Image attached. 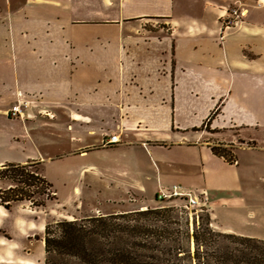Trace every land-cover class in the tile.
<instances>
[{
	"label": "crops",
	"instance_id": "crops-1",
	"mask_svg": "<svg viewBox=\"0 0 264 264\" xmlns=\"http://www.w3.org/2000/svg\"><path fill=\"white\" fill-rule=\"evenodd\" d=\"M257 2L7 0L0 167L112 152L96 170L148 183L155 197L177 186L210 211L223 209L211 211L217 226L237 210L246 227V212L264 210V2ZM242 4L248 15L223 29V11ZM19 99L30 103L24 120L10 117ZM114 134L121 143L102 147ZM243 142L254 148L239 149ZM213 146L238 148L236 163ZM90 167L81 173H100L80 168ZM259 221L264 226V213Z\"/></svg>",
	"mask_w": 264,
	"mask_h": 264
},
{
	"label": "rangeland",
	"instance_id": "rangeland-1",
	"mask_svg": "<svg viewBox=\"0 0 264 264\" xmlns=\"http://www.w3.org/2000/svg\"><path fill=\"white\" fill-rule=\"evenodd\" d=\"M5 3L7 0H0V5ZM238 148L252 149L254 145L252 142H243V145ZM227 149L233 156H237L236 149ZM111 158H113L112 152H106L91 155L88 159H84L85 162L76 157H65L43 164L42 167L34 164L27 172L35 173L32 174L35 176L36 174L41 177L44 176L57 195L56 199L47 200L43 208L36 206L40 202V196L36 193L37 188L29 189L22 183L23 179L15 174L6 173L5 167L1 168L0 264H45L44 238L48 225L100 215L145 211L148 208L174 207L176 210L184 211L179 214L182 218L180 220L191 234L201 227L210 228L218 233H228L223 231L224 228L220 226L221 224H228L236 230L240 229L241 232L255 235L251 238L262 240L264 226H260L259 222L261 221L259 219L260 214L264 213L263 208L253 209V214L245 213L249 217L246 227L236 220V216L242 215V212L233 210L234 217L223 220L220 218L218 228L211 211L220 215L225 211L220 208L217 210L214 208L210 211V205L204 199L200 202V206L191 210L185 209L183 207L185 205L184 200L178 198L168 199L164 203H160L152 192L154 191L153 188H149L148 183L139 184L136 180L128 181L125 179L128 175L115 178L107 172L102 173L100 170H96L95 167L102 162L109 164ZM86 164L92 165L93 170L102 174L89 171V174L85 176L81 172L91 170V167L87 169L80 167H84ZM142 188L149 193L147 198L141 194ZM150 194H152V198H150ZM26 195H30L33 202L17 201L25 199ZM153 201L155 202L153 203ZM173 227L176 228L175 225ZM192 249H194V245H192Z\"/></svg>",
	"mask_w": 264,
	"mask_h": 264
},
{
	"label": "trees",
	"instance_id": "trees-1",
	"mask_svg": "<svg viewBox=\"0 0 264 264\" xmlns=\"http://www.w3.org/2000/svg\"><path fill=\"white\" fill-rule=\"evenodd\" d=\"M212 151L229 164L237 161L225 147L213 146ZM32 166L6 164L0 169L23 179L29 189L37 188L36 206L43 208L57 195L44 176L27 172ZM24 200L33 202L30 195L17 201ZM182 212L148 208L48 225L45 264H264V240L204 227L191 234L181 223Z\"/></svg>",
	"mask_w": 264,
	"mask_h": 264
},
{
	"label": "built area",
	"instance_id": "built-area-1",
	"mask_svg": "<svg viewBox=\"0 0 264 264\" xmlns=\"http://www.w3.org/2000/svg\"><path fill=\"white\" fill-rule=\"evenodd\" d=\"M263 0L257 2V7L263 6ZM220 18V22L222 24L223 29L234 27L238 24L242 19H244L248 13L249 9L245 5L241 6H233L225 11ZM30 107V103L26 99H19L10 109V117L13 119L24 120L26 111ZM121 139L119 134H114L103 142L102 147H112L116 144H120ZM180 199L184 200L185 205L183 206L185 209L191 210L198 206H200V201L198 198L193 197L188 193H182L179 191L177 186L173 187L172 190L166 191L160 189L157 193V200L160 203H164L168 199Z\"/></svg>",
	"mask_w": 264,
	"mask_h": 264
}]
</instances>
